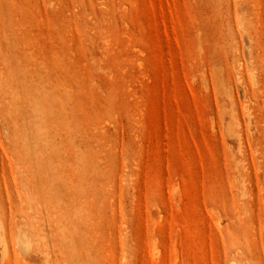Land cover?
<instances>
[{"label":"rangeland","instance_id":"1","mask_svg":"<svg viewBox=\"0 0 264 264\" xmlns=\"http://www.w3.org/2000/svg\"><path fill=\"white\" fill-rule=\"evenodd\" d=\"M0 264H264V0H0Z\"/></svg>","mask_w":264,"mask_h":264}]
</instances>
